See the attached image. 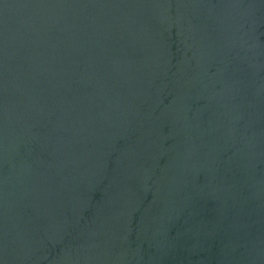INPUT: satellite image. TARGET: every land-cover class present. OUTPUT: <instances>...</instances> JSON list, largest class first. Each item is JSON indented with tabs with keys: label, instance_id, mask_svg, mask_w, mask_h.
<instances>
[{
	"label": "water",
	"instance_id": "95a60500",
	"mask_svg": "<svg viewBox=\"0 0 264 264\" xmlns=\"http://www.w3.org/2000/svg\"><path fill=\"white\" fill-rule=\"evenodd\" d=\"M0 264H264V0H0Z\"/></svg>",
	"mask_w": 264,
	"mask_h": 264
}]
</instances>
